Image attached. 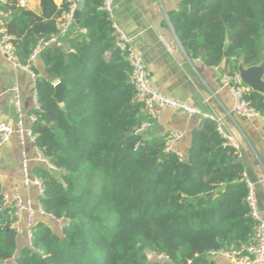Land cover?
I'll use <instances>...</instances> for the list:
<instances>
[{"label": "trees", "instance_id": "16d2710c", "mask_svg": "<svg viewBox=\"0 0 264 264\" xmlns=\"http://www.w3.org/2000/svg\"><path fill=\"white\" fill-rule=\"evenodd\" d=\"M40 1L45 21L19 9L16 21L6 22L22 65L40 39L57 34L67 6ZM83 1L73 50L42 48L46 76L35 82L34 144L58 171L33 169L43 189L38 201L62 225L38 220L30 243L18 247L13 208L0 192V264H215L210 251L238 248L254 234L236 149L208 118L192 130L184 158L167 149L168 134H136L148 117L130 66L101 0ZM169 20L186 54L223 76H235L239 61H264V0H178ZM57 82L66 87L64 109L54 97ZM245 98L264 115L262 94L246 87ZM147 251L167 261H149Z\"/></svg>", "mask_w": 264, "mask_h": 264}, {"label": "crops", "instance_id": "0c3cea01", "mask_svg": "<svg viewBox=\"0 0 264 264\" xmlns=\"http://www.w3.org/2000/svg\"><path fill=\"white\" fill-rule=\"evenodd\" d=\"M58 9L64 0H53ZM178 0H112L111 23L117 24L127 35L129 43L141 54L149 73L151 84L158 91L197 107L202 114L213 117L236 144L238 161L243 165L244 177L254 182L260 212L264 218V115L245 117L232 112L229 86L224 82L220 69L207 66L201 59L190 58L172 28L169 20L176 10ZM6 22H15L19 9L43 15L40 0H8L5 6ZM60 17V16H59ZM59 17L56 19L58 27ZM15 19V20H14ZM78 24H70L66 32L56 36L51 47L60 48L65 54L71 52V38ZM15 38V37H14ZM110 57V51L105 52ZM240 62V61H239ZM39 74L46 76L42 62H32ZM36 81L24 68L15 65L0 51V121L14 123L17 118L14 88L18 89L19 107L24 117L33 110ZM202 115L189 116L169 108L156 110L153 124L142 135L154 137L170 132H180L181 138L174 145L167 142V149L184 158L191 143V132L203 119ZM22 153L29 159V171L34 174L36 166L44 165L37 160L36 146L28 140L21 144L15 135L0 148V192L11 194L16 188L22 198H29L38 208L39 193L34 186L22 181ZM35 175V174H34ZM54 229L60 222L50 216L37 215ZM18 247L27 244L26 215L17 223ZM215 264H229L221 256L210 257Z\"/></svg>", "mask_w": 264, "mask_h": 264}, {"label": "built area", "instance_id": "2783aa9c", "mask_svg": "<svg viewBox=\"0 0 264 264\" xmlns=\"http://www.w3.org/2000/svg\"><path fill=\"white\" fill-rule=\"evenodd\" d=\"M65 1L67 2V6L62 10L59 17L60 20L57 34L51 36L48 40L40 39L37 45L32 49L28 63L22 65L18 62L16 55V46L13 42L14 36L8 31L6 26L7 12L5 6L8 4V0H0V51L5 54L12 63L27 70L35 81L39 74L31 69V64L33 60H35L36 55L39 54L42 48L48 47L50 43L55 41L58 34L66 32L70 24L75 21L74 11L79 0ZM25 2L26 0H19V3L22 5H24ZM99 8L111 17L112 0H101ZM112 28L114 31L115 46L125 54V58L130 66V81L135 89V97L138 101L142 102V112L148 117L146 121L142 122V124L135 129L136 134H142L144 130L150 127L155 120L156 110L162 108H169L173 111L181 112L189 116L202 115L204 118L213 120V117L202 114L197 107L177 98L168 96L155 89L151 84L149 73L141 54L129 43L126 33L114 22L112 23ZM224 82L229 86L232 99V112L245 117L263 116L256 111L245 98L246 87L242 84L238 73L233 77L224 76ZM13 91L18 114L14 123L10 121H0V148L11 138L12 135H15L21 144H25L27 140L29 142H34L35 140L32 125L37 120L36 111L40 109L37 100V91L35 90L33 95V110L27 115V117H24L20 111L18 89L14 88ZM216 129L227 143L231 144L234 148L236 147L233 138L225 134L220 124L217 122ZM181 136L182 134L180 132H170V134H168V142L174 145L178 142ZM36 154L39 162L46 165L47 168L53 167L48 163L37 147ZM21 172L23 184L25 186H34L38 193L41 194L43 189L40 179L29 171V159L24 153H22L21 159ZM244 179L247 186L245 200L248 207V215L255 223L252 240L238 248L210 251L208 256H221L226 259L229 264H264V218L260 212L254 182L246 178ZM1 195L3 204L12 206L13 208V215L15 217L13 227L16 228V231L18 230L17 223L21 220L23 214L26 215V239L29 244L31 239V228L37 222V215H49L44 212L40 204H38V208L35 209L32 200L29 198H22L16 188L11 194L1 193ZM50 218L53 217L50 216ZM54 220L60 223L62 222L61 219Z\"/></svg>", "mask_w": 264, "mask_h": 264}, {"label": "water", "instance_id": "95a60500", "mask_svg": "<svg viewBox=\"0 0 264 264\" xmlns=\"http://www.w3.org/2000/svg\"><path fill=\"white\" fill-rule=\"evenodd\" d=\"M84 5L83 0H79L77 2L76 9L74 11V20L76 24H79L80 18L82 15V8ZM228 46V39H226V43L224 46V49H226ZM40 55L37 54L35 59H39ZM238 76L242 82L243 85H245L248 89H250L253 92L260 93L264 96V61L262 60L259 64L253 65V66H244L243 62L240 61L238 63ZM221 71H219V74ZM55 93L54 97L56 101L58 102L59 106H61L63 109L64 106V94L66 91V87L64 84L57 82L54 85ZM179 166L184 168L185 171L190 168V165L187 162L181 161L179 163ZM48 170L52 172L54 175H57L58 171L54 167H48ZM187 261H184L186 263Z\"/></svg>", "mask_w": 264, "mask_h": 264}, {"label": "rangeland", "instance_id": "374dc122", "mask_svg": "<svg viewBox=\"0 0 264 264\" xmlns=\"http://www.w3.org/2000/svg\"><path fill=\"white\" fill-rule=\"evenodd\" d=\"M147 256H148L149 261H159V262L167 261V259L164 256L156 255L153 252L147 251ZM5 264H13V262L12 261H7V262H5Z\"/></svg>", "mask_w": 264, "mask_h": 264}]
</instances>
